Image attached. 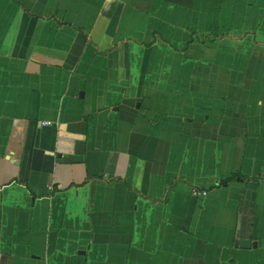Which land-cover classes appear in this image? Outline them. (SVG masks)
I'll return each instance as SVG.
<instances>
[{"label":"crops","instance_id":"0c3cea01","mask_svg":"<svg viewBox=\"0 0 264 264\" xmlns=\"http://www.w3.org/2000/svg\"><path fill=\"white\" fill-rule=\"evenodd\" d=\"M0 264H264V0H0Z\"/></svg>","mask_w":264,"mask_h":264},{"label":"built area","instance_id":"2783aa9c","mask_svg":"<svg viewBox=\"0 0 264 264\" xmlns=\"http://www.w3.org/2000/svg\"><path fill=\"white\" fill-rule=\"evenodd\" d=\"M191 195H192V197H202V196L206 195V191L201 190V189H197V188H193L191 190Z\"/></svg>","mask_w":264,"mask_h":264},{"label":"trees","instance_id":"16d2710c","mask_svg":"<svg viewBox=\"0 0 264 264\" xmlns=\"http://www.w3.org/2000/svg\"><path fill=\"white\" fill-rule=\"evenodd\" d=\"M237 177H239V176L234 175V176H232V177H231L230 179H228V180L220 181L219 184H218L217 186H225L229 181H231V180H233V179H235V178H237Z\"/></svg>","mask_w":264,"mask_h":264}]
</instances>
